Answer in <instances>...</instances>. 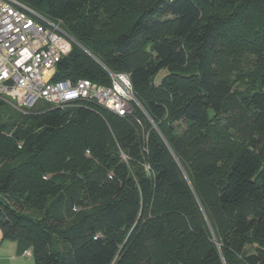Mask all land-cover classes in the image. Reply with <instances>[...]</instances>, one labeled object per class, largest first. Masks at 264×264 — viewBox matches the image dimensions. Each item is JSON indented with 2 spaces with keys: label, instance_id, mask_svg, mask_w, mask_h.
I'll return each instance as SVG.
<instances>
[{
  "label": "trees",
  "instance_id": "obj_1",
  "mask_svg": "<svg viewBox=\"0 0 264 264\" xmlns=\"http://www.w3.org/2000/svg\"><path fill=\"white\" fill-rule=\"evenodd\" d=\"M17 1L75 40L53 82L128 74L141 108L0 101L4 240L35 264H264V0Z\"/></svg>",
  "mask_w": 264,
  "mask_h": 264
},
{
  "label": "built area",
  "instance_id": "obj_2",
  "mask_svg": "<svg viewBox=\"0 0 264 264\" xmlns=\"http://www.w3.org/2000/svg\"><path fill=\"white\" fill-rule=\"evenodd\" d=\"M75 40L55 23L17 0H0V101L24 115L43 100L65 110L94 103L126 117L138 103L128 74H113L111 86L90 80L53 82L57 64Z\"/></svg>",
  "mask_w": 264,
  "mask_h": 264
},
{
  "label": "crops",
  "instance_id": "obj_3",
  "mask_svg": "<svg viewBox=\"0 0 264 264\" xmlns=\"http://www.w3.org/2000/svg\"><path fill=\"white\" fill-rule=\"evenodd\" d=\"M0 264H35L32 250L21 251L18 243L4 240L0 230Z\"/></svg>",
  "mask_w": 264,
  "mask_h": 264
},
{
  "label": "rangeland",
  "instance_id": "obj_4",
  "mask_svg": "<svg viewBox=\"0 0 264 264\" xmlns=\"http://www.w3.org/2000/svg\"><path fill=\"white\" fill-rule=\"evenodd\" d=\"M161 77H162V75H160L158 78H157V82H159V80L161 79ZM47 103H45L43 100H41L38 104H37V106L35 107V109H33V111H36V110H39V109H45V108H47ZM7 111H13V113H14V115H17L18 113H20V112H18V111H16V110H13V109H11V108H9V107H6L5 108ZM18 112V113H17ZM35 263V262H34Z\"/></svg>",
  "mask_w": 264,
  "mask_h": 264
}]
</instances>
